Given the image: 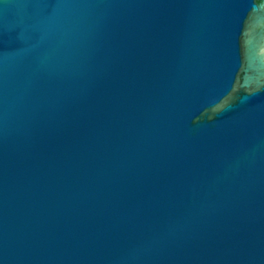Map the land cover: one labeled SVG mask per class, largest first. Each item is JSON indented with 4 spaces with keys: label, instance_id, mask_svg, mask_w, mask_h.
I'll list each match as a JSON object with an SVG mask.
<instances>
[{
    "label": "water",
    "instance_id": "water-1",
    "mask_svg": "<svg viewBox=\"0 0 264 264\" xmlns=\"http://www.w3.org/2000/svg\"><path fill=\"white\" fill-rule=\"evenodd\" d=\"M0 264H264V0H0Z\"/></svg>",
    "mask_w": 264,
    "mask_h": 264
}]
</instances>
